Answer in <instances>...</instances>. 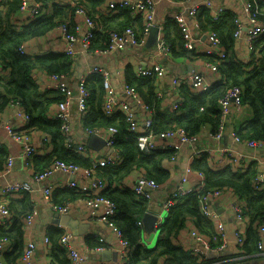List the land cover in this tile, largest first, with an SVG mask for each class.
<instances>
[{"label": "trees", "instance_id": "trees-1", "mask_svg": "<svg viewBox=\"0 0 264 264\" xmlns=\"http://www.w3.org/2000/svg\"><path fill=\"white\" fill-rule=\"evenodd\" d=\"M77 1L86 4L88 8V1H90L95 8L94 11L89 8L90 13L97 15L96 6L104 0ZM37 2L42 4L43 9L49 4L48 0H37ZM21 5L22 0H0V64L9 72V75L0 76V112L5 110L10 99H19L30 115L25 128L32 131L39 130L49 135L53 148L45 155L34 157L35 171L49 168L56 159L73 162L82 167H91L92 162L89 157L66 147L60 132V123L50 116L51 108L61 99V96L54 90H41L33 76L35 71L72 75L76 58L67 55L64 51L31 54L25 47L40 37L48 35L60 24H66L69 28L73 27L74 7L71 4L53 2L50 16L42 12L36 18H31L27 22L23 20V24H19L11 17L19 13ZM261 7L264 8V1L261 2ZM198 20L203 30L213 29L219 34L227 56L219 59L213 55L188 50L175 18L170 16L165 20L163 32L171 48V57L192 60L201 57L204 61L218 62L220 76L218 82L203 91H196L187 83L179 84L176 90L181 101L176 110L169 109V111L161 110L160 102L163 97L157 96L156 79L138 76L133 66L128 65L125 71L126 82L135 85L140 97L150 109L156 112L154 132L182 127L190 136H199L206 127L210 128L211 133H216L221 121L220 100L229 88L239 86L243 90V105L252 108L253 117L236 131L244 140L257 139L264 142V37L256 42L252 59L246 63L237 60L234 55L236 25L232 12L227 11L219 21H214L210 11L202 8L198 14ZM99 22L103 31L96 32L92 50L104 46L110 30L133 26L140 33L143 31V16L133 15L127 9L101 16ZM20 46L25 47L24 53L19 50ZM85 85L90 91L89 111L82 119V126L95 128L115 125L118 127L115 146L123 155V160L116 165L96 167L95 174L105 179L107 187L103 189L102 194L116 203L117 212L114 220L130 243L131 251L124 264L207 263V257L200 260L184 247L176 244L174 236L191 218L196 227L211 238L213 246L221 243L220 240L213 239L216 236L215 226L200 209L201 195L216 188L232 189L245 200L248 216L246 239L243 244L238 245L239 254L251 255L261 251L258 246L260 232L258 228L264 221V188L256 189L253 183L259 167L254 162L245 171H235L230 167L214 170L206 153L194 158L191 163L192 168L205 177L201 191H194L180 197L163 219L155 246L146 245L143 241L145 230L141 222L153 204L138 196L132 188L124 184V181L129 175L139 172V175L152 177L160 185H166L171 179V172L166 163L171 161L175 151L173 149H157L150 152L140 150L136 135L127 128L125 116L122 113L108 116L104 112L103 101L106 89L102 75L99 73L89 75ZM7 157L6 150L0 149V169L3 168ZM79 194L78 191L69 188L55 190L53 200L57 204H62L77 198ZM23 197L24 204L20 209H13L9 200L14 217L13 224L8 228L0 225V237L7 236L13 240L12 249L5 254L8 264H17L18 257L24 248L21 218L28 214L31 203L28 194H23ZM62 231L63 229L59 227L49 229L52 253L60 264H71L65 249L58 242ZM86 242L91 246L104 244L99 241V237L91 233L86 236ZM228 264L246 263L241 260Z\"/></svg>", "mask_w": 264, "mask_h": 264}, {"label": "built area", "instance_id": "built-area-1", "mask_svg": "<svg viewBox=\"0 0 264 264\" xmlns=\"http://www.w3.org/2000/svg\"><path fill=\"white\" fill-rule=\"evenodd\" d=\"M54 1L60 4H71L74 7L73 27L69 28L66 24H60L58 26L66 42L63 51L73 58H76L81 53L92 51V43L96 32L103 31L99 22L101 16H108L123 9L130 10L133 15L141 14L143 16V31L141 33L133 26L110 30L104 46L93 50L95 53L101 55H109L128 47L143 46L151 27L157 25L156 10L158 2L156 0H104L97 6V15L91 14L86 4H81L77 0ZM186 1L191 0H181L180 2L185 3ZM263 1L231 0L232 5L228 7L225 4H216L214 0H199L196 3H192L186 10H181L172 16L175 18L181 30L184 37V45L188 50H195L206 53L207 55H213L219 59H224L227 53L219 34L213 29L203 30L201 28L198 20V14L201 9L206 8L209 10L211 18L214 21H219L227 11L232 12L236 25L234 43H244L245 49L249 53H254L256 50V42L264 37V8L261 7V2ZM237 8L241 10L240 13L237 11ZM20 10H28L32 18H36L44 11L40 2L36 1L33 5H29L28 0H22ZM155 45V49L152 52L154 61L149 65L140 64L136 67L135 72L138 76L156 79V93L158 97L162 98L164 97V93L160 80L166 73V67L163 63L159 62L158 58L171 57V48L161 26ZM19 50L24 53L25 47L20 46ZM242 54L236 53L234 47L236 59L247 63ZM205 63L209 72L219 75L218 62L205 60ZM93 73H99L103 78L106 89V96L103 101L104 112L108 116H115L118 113H122L125 116L127 128L136 135L140 150L150 152L157 149H173L175 151L171 159V162H173L176 161L178 152L183 144H192L196 140V136H190L182 127L154 132L153 125L156 112L150 109L140 97L136 86L128 84L126 81L122 87V92L125 97H120L111 83V71L108 68L97 64L90 66L84 73L78 76L75 88L69 84L67 80L68 76L65 74H46L47 78L43 82L41 90H54L61 96V99L55 104L53 113L50 111V116L60 123V132L66 147L89 157L92 166L82 167L73 162L56 159L49 168L35 171L33 169V159L38 155V152L32 140V135L25 128L30 120V115L19 99H10L5 108L9 112V118L4 117L3 112L5 110L0 112V134L5 135L12 143L19 146L20 157L24 165L33 170L32 179L40 186L39 189H36L29 181L14 180L6 182L1 189L0 225L6 228L10 227L14 222L9 200L16 194H28L30 196V211L21 218L25 242L22 254L18 257L17 264H41L35 257L38 242L31 237V228L36 223L39 215L38 199L36 196L37 190L41 192V196L55 213L66 215L72 211V200L62 204H57L53 200V193L57 189H55L50 179L55 173L59 172L68 176L67 181H65V188L74 189L81 194V196L79 194L77 200L81 201L86 222L92 225L97 223L105 224L113 233L115 241L114 245H109L103 236L98 235L96 231H90L92 235L99 237V241L104 244L91 246L87 243V252H85V250H80L76 240L77 235L70 228L60 224L59 228L63 229V231L58 242L65 249L71 264H89L90 253H99L106 249L117 252L118 258L113 264H124L128 259L131 251L130 243L124 236L122 229L114 220L117 212L116 203L102 194L103 189L107 187V183L104 178L95 174L96 167H105L110 164L116 165L123 160V155L115 146L118 127L110 125L108 127L95 128L81 126L82 128L80 130L74 128V104L77 106L76 109L80 123L89 111L88 99L90 97V91L85 85V82L87 77ZM5 75H9V72L0 64V76L4 77ZM172 83L175 88L181 83H187L196 89V91L207 90L211 86V83L207 81V72L196 70L184 75L173 76ZM242 94V88L235 86L229 88L221 98L219 103L221 121L216 133H210L212 137L220 139L225 135L227 130L226 123L232 109L239 110L243 106ZM180 101L181 99L177 98L169 105V109L176 110ZM22 125H25V127H22ZM92 134H96L105 139V149L96 150L89 146L87 140ZM230 135L235 142L244 143L248 147H264V142L257 139L244 140L236 130L231 131ZM44 140H48V137L45 136ZM104 150L107 151L103 153L102 151ZM222 154L228 156L231 163L237 162V159L226 148L222 149ZM194 158H198V156L194 154ZM258 162L259 169L253 178V183L256 189H262L264 188V159ZM15 163L16 156L9 154L3 168L0 169V179L5 178L13 170ZM193 172L194 170L190 164L186 168L178 186L165 198L160 212H155L153 206L148 211L149 213H154L158 218L155 225V232L160 231V225L163 219L180 197L194 191H201L205 177H203L201 172H198L201 180L197 184L189 185V175ZM69 177L73 178L70 179ZM161 187L162 185L154 178L140 174L131 188L138 196L145 198L152 204L155 194ZM228 190L233 192V196L229 202V209L237 222V229L235 231L236 242L238 245L244 243L248 220L246 213L247 206L243 197L235 193L232 189L216 188L204 192L200 197L201 212L215 226L216 236L213 239L215 241H221L218 246H213L211 238L202 233L195 224L189 231L191 242L186 250L200 260L207 257L210 252H215L217 259L211 264H228L226 260L223 261L220 258L223 251L227 248V231L221 219V214L213 204L215 198L220 197ZM141 224L143 225V222ZM258 229L260 231L258 246L261 251H264V221L259 225ZM42 240L43 244L47 246V249L51 251L52 240L50 233L45 231ZM12 241L7 236L0 237V264H8L5 254L12 249ZM48 264L60 263L53 259Z\"/></svg>", "mask_w": 264, "mask_h": 264}, {"label": "crops", "instance_id": "crops-1", "mask_svg": "<svg viewBox=\"0 0 264 264\" xmlns=\"http://www.w3.org/2000/svg\"><path fill=\"white\" fill-rule=\"evenodd\" d=\"M37 0H28L29 5H33ZM157 10H156V23L163 28L165 20L167 17L172 16L173 14L186 10L192 3H196L199 0H191L186 1L185 3L180 2L181 0H156ZM216 4H225L226 6H231V0H214ZM54 0H48V5L44 8V15L50 16L52 13V3ZM88 6L91 10L94 11V7L91 5L90 1H88ZM97 7V6H96ZM237 11L240 13L241 10L237 8ZM14 19V22L23 24V20L26 22L31 19V15L28 10L19 11L18 14L13 15L11 19ZM66 42L63 38L62 32L59 28H56L48 35L44 37H40L39 39L33 41L27 47V50L31 54H42L48 51H63ZM156 46V45H155ZM153 47H146V42L141 47H128L122 51L114 52L109 55H101L95 53L93 50L87 53H81L76 56V62L74 66V73L67 77L69 84L75 88L77 83V78L82 73H84L90 66L92 65H100L105 68L110 69L111 71V83L114 88L117 90L120 97L124 98L122 92V87L125 79V71L128 65H132L134 69L140 64L149 65L154 61V57L152 56V52L155 49ZM26 50V49H25ZM236 53H243L244 60L249 62L252 59V53H249L245 49L244 43H235ZM240 55V56H242ZM160 63H163L166 67V73L161 78V87L164 93V97L160 102L161 110L169 111V105L173 103L177 98H179V94L172 83V77L175 75H184L193 70L196 71H205L207 72V81L212 84L218 82L220 79L219 75L213 74L207 70L206 63L203 58L190 59L184 57H159ZM34 78L37 80L39 84V88L45 82L47 75L42 71H35L33 73ZM157 84V83H156ZM76 104L73 106V122L74 128L76 130H80L82 127L80 120L78 118V113L76 109ZM51 112L53 113V109H55V105L51 108ZM7 109L3 112L5 118L8 117ZM253 117L252 108L248 105H243L241 109L236 110L232 109L228 117V121L226 123V133L225 135L218 139L212 137L210 135V128L206 127L205 130L199 135L196 136V140L194 143H185L181 146L176 161H168L166 163L168 169L171 172V179L168 181L166 185H162V187L157 191L154 197L153 210L155 212H160L162 209V204L165 198L178 186L182 176L185 173V170L194 160V154L199 157L202 153H206L209 157L210 165L214 170H220L226 167H230L235 171H245L248 166L255 162L257 167H259L260 160L264 159V147L260 148H251L248 147L244 143H237L234 141L233 137L230 135V132L238 129L241 125L246 124ZM20 122V121H19ZM23 122V121H22ZM25 127V125H22ZM32 135V140L34 145L36 146L38 155H45L52 150V144L47 133H44L39 130H29ZM48 137V140H44V137ZM84 139H86L84 137ZM89 144V139L87 140ZM226 148L229 153H232L233 156L237 159V162L231 163L228 156H224L222 154V149ZM0 149L6 150V152L11 155L16 156V163L13 170L5 177L0 179V196L1 189L4 184L8 181L14 180H26L29 181L36 189H39L38 183L34 182L32 179L33 170L27 168L23 160L20 157L19 146L17 144L12 143L5 135L0 134ZM107 150L102 151L105 153ZM199 151V152H197ZM258 160V161H257ZM194 170V169H193ZM139 172H135L129 175L124 184L126 186L132 187L134 181L138 177ZM67 175L64 173H55L51 177V183L55 186L57 190H63L65 188V181H67ZM204 177V175H203ZM72 179L73 177H69ZM201 180V177L198 171L194 170L193 173L189 175V185L197 184ZM36 196L38 199V208L39 215L36 219V223L31 228V237L34 238L38 242V248L35 254L36 260L41 264H48L51 260H55L52 250L47 249V246L43 244V234L45 231L49 232L51 227H59V223L55 222L56 214L47 202L41 196V192L37 190ZM233 196V192L231 190L225 191L220 197L215 198L213 201L214 206L217 208L219 213L221 214V219L225 224V228L227 231V248L222 253V260H226L227 263L230 262H238L244 260L246 264H264V251H260L256 254L251 255H240L238 244L236 242L235 231L237 229V222L233 213L229 209V202L231 197ZM11 206L13 209H20L24 204V197L21 194L13 195L10 199ZM73 208L70 213L74 218L79 219L83 223H87L83 207L81 201L77 200V198L73 199ZM90 228L88 232L84 235H77L76 240L80 247V250H85L87 252L86 247L88 246L86 242V236L91 232H97L98 235L103 236L109 245H114V237L111 230L105 224L97 223L90 224ZM194 226L193 219H188L185 226L180 229V231L174 236V242L178 245H181L185 249L190 246V236L189 231ZM156 232H152L150 234L143 233V241L146 245L152 246L156 240ZM159 236V235H158ZM157 236V237H158ZM158 240V239H157ZM25 242V240H24ZM11 247V245L9 244ZM90 262L89 264H113L114 261H106L102 258L98 253H90ZM216 260V253L211 252L207 256V263H214Z\"/></svg>", "mask_w": 264, "mask_h": 264}, {"label": "water", "instance_id": "water-1", "mask_svg": "<svg viewBox=\"0 0 264 264\" xmlns=\"http://www.w3.org/2000/svg\"><path fill=\"white\" fill-rule=\"evenodd\" d=\"M159 32H160L159 25H155L151 27L149 35L146 40V47L150 48V47L155 46L158 40ZM89 146L96 150H102L106 148V141L103 137L98 136L96 134H92L89 138ZM157 221H158V218L154 213L147 212L144 215L142 222H143L144 230L146 231V233L150 234L155 231V225ZM55 222L65 227L70 228L76 235L86 234L89 228L91 227L90 224L83 223L79 219L74 218L70 214L60 215L57 213ZM98 254L101 255L102 258H104V260L106 261L112 260L116 262L118 258L117 252L113 250L106 249V250L99 252Z\"/></svg>", "mask_w": 264, "mask_h": 264}, {"label": "rangeland", "instance_id": "rangeland-1", "mask_svg": "<svg viewBox=\"0 0 264 264\" xmlns=\"http://www.w3.org/2000/svg\"><path fill=\"white\" fill-rule=\"evenodd\" d=\"M159 232H160V231H157V232H156V235H155L156 240H155L154 244H153L152 246H150V247H154V246H155V244H156V242H157V239H158L157 236L159 235Z\"/></svg>", "mask_w": 264, "mask_h": 264}]
</instances>
